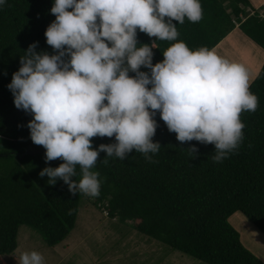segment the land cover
<instances>
[{
	"label": "trees",
	"instance_id": "1",
	"mask_svg": "<svg viewBox=\"0 0 264 264\" xmlns=\"http://www.w3.org/2000/svg\"><path fill=\"white\" fill-rule=\"evenodd\" d=\"M225 1L201 0L203 18L198 23L174 21L178 39L190 49L214 50L239 28L264 50V18L259 11L253 15L247 11L252 7L249 0H229V5ZM53 3L7 0L0 7V255L16 253L23 226L38 232L50 248L62 244L75 229L82 204L91 200L111 219L133 222L137 232L205 264H264L243 245L230 223L241 213L264 234V65L250 85L258 108L241 113L243 140L222 162L213 161V144L178 141L157 112L153 142L160 143L159 152L150 153L151 160L135 150L124 160L100 152L92 169L100 174V194L74 195L63 180L51 185L48 176H40L45 167L64 161L46 163L45 148L30 139L27 125L33 116L15 107L7 87L30 44L38 42L37 52L56 54L44 35L55 20ZM137 39L138 46L156 40L139 30ZM171 43L157 41L153 64L164 59ZM91 140L93 149L115 142L98 136ZM193 145L198 149L194 155L189 150ZM81 178L77 166L72 179Z\"/></svg>",
	"mask_w": 264,
	"mask_h": 264
},
{
	"label": "clouds",
	"instance_id": "2",
	"mask_svg": "<svg viewBox=\"0 0 264 264\" xmlns=\"http://www.w3.org/2000/svg\"><path fill=\"white\" fill-rule=\"evenodd\" d=\"M6 3L0 0V7ZM50 11L55 20L44 35L56 54L30 44L7 85L15 107L33 116L30 139L45 148L46 163L64 161L40 172L49 184L60 179L74 195L98 196L100 174L92 169L100 152L121 160L133 150L148 160L159 152L160 143L153 142L157 112L178 141L213 144L215 162L239 147L241 113L259 105L246 69L213 49H190L178 39L174 21L198 23L201 0H54ZM138 30L156 40L138 46ZM157 41L173 43L153 64ZM97 136H114L115 142L93 149L91 138ZM189 150L198 151L195 145ZM77 166L79 182L72 179ZM19 264L45 259L36 250L23 251Z\"/></svg>",
	"mask_w": 264,
	"mask_h": 264
},
{
	"label": "rangeland",
	"instance_id": "3",
	"mask_svg": "<svg viewBox=\"0 0 264 264\" xmlns=\"http://www.w3.org/2000/svg\"><path fill=\"white\" fill-rule=\"evenodd\" d=\"M225 2L229 5V0ZM258 8L247 11L253 15L258 10L264 18V9ZM241 34L237 31L229 35L214 50L219 56L244 66L251 85L263 68L264 50ZM230 223L240 233L243 245L264 262V234L241 213L231 217ZM134 225L111 219L90 200L82 204L70 236L54 248L47 246L35 230L21 227L18 250L11 257H3L4 263L19 264L21 252L36 250L43 254L45 264H205L137 232Z\"/></svg>",
	"mask_w": 264,
	"mask_h": 264
},
{
	"label": "crops",
	"instance_id": "4",
	"mask_svg": "<svg viewBox=\"0 0 264 264\" xmlns=\"http://www.w3.org/2000/svg\"><path fill=\"white\" fill-rule=\"evenodd\" d=\"M250 1V3H251V5H252V7H254V8H262V7H264V0H249ZM258 8V9H259ZM237 31H239V33L241 32L240 30H235L234 31V33H232L233 35L237 32ZM232 34H230V36H232ZM236 36H238V35H236ZM240 36V35H239ZM241 36H243L242 34H241ZM244 37V36H243ZM244 38H246V37H244ZM229 38H227V40H228ZM257 46V45H256ZM259 47V46H258ZM3 257H11V256H3Z\"/></svg>",
	"mask_w": 264,
	"mask_h": 264
},
{
	"label": "built area",
	"instance_id": "5",
	"mask_svg": "<svg viewBox=\"0 0 264 264\" xmlns=\"http://www.w3.org/2000/svg\"><path fill=\"white\" fill-rule=\"evenodd\" d=\"M0 264H5L3 258L0 256Z\"/></svg>",
	"mask_w": 264,
	"mask_h": 264
},
{
	"label": "water",
	"instance_id": "6",
	"mask_svg": "<svg viewBox=\"0 0 264 264\" xmlns=\"http://www.w3.org/2000/svg\"><path fill=\"white\" fill-rule=\"evenodd\" d=\"M111 139L115 140V137L113 136V137H111Z\"/></svg>",
	"mask_w": 264,
	"mask_h": 264
}]
</instances>
